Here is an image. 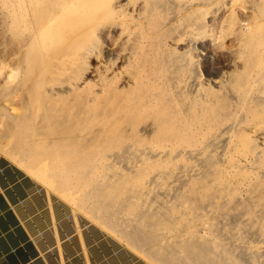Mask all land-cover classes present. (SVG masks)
Instances as JSON below:
<instances>
[{
  "label": "rangeland",
  "instance_id": "obj_1",
  "mask_svg": "<svg viewBox=\"0 0 264 264\" xmlns=\"http://www.w3.org/2000/svg\"><path fill=\"white\" fill-rule=\"evenodd\" d=\"M83 3L58 33L44 0H0V160L96 263L264 264V0Z\"/></svg>",
  "mask_w": 264,
  "mask_h": 264
},
{
  "label": "crops",
  "instance_id": "obj_2",
  "mask_svg": "<svg viewBox=\"0 0 264 264\" xmlns=\"http://www.w3.org/2000/svg\"><path fill=\"white\" fill-rule=\"evenodd\" d=\"M79 226L32 176L0 160V264H105L83 250Z\"/></svg>",
  "mask_w": 264,
  "mask_h": 264
},
{
  "label": "bare ground",
  "instance_id": "obj_3",
  "mask_svg": "<svg viewBox=\"0 0 264 264\" xmlns=\"http://www.w3.org/2000/svg\"><path fill=\"white\" fill-rule=\"evenodd\" d=\"M40 0H29V3H36L39 2ZM47 3V10H46V16L49 20H58L57 22L59 23V27L60 30L58 31V33H63V32H67L68 30V24L72 23V20H74V16L78 15L82 10L88 12L90 9H87L86 5L83 3V0H44ZM67 15H71V18H68ZM82 20V19H81ZM66 21H71L70 23H66ZM39 31H41V27L39 28ZM70 32V31H69ZM68 32V33H69ZM46 43V42H44ZM40 44V43H39ZM43 44V43H42ZM37 49V47H32L30 45L29 47V53L30 55H32V53H34V51ZM52 75L50 73V71L47 72V74H45V77L43 78L42 83L43 84H47L50 81H53L54 79L51 78ZM51 78V79H50ZM33 108L32 104H30V109ZM13 112L18 111L17 108H13ZM28 117L25 116L23 117V119L20 122V128H21V132L23 133V135H27V134H33L36 135V132H33L34 129L32 128V125L28 123ZM74 119V117H73ZM31 123V122H30ZM118 133V132H117ZM117 133L114 132V134L112 135L113 138L115 140H119V137H117ZM126 137V133H124ZM23 135L19 134L16 139L18 142V149H23L24 148V144H23ZM38 139V135H36V137ZM113 139V140H114ZM77 150V154H73L71 153L72 150H70L69 153L71 154H67V157L65 158V160L63 161V163L65 165H67V167L65 168V173L64 175H66V173H68L70 171V169L72 168V166H75L77 169H81V168H85L87 166V158L92 154V150H80L79 148L76 149ZM43 154H40V156L37 158L36 162L38 167L43 168L47 171H49L52 168L51 162L50 160H42L43 159ZM78 159V163L76 165H73V160Z\"/></svg>",
  "mask_w": 264,
  "mask_h": 264
}]
</instances>
